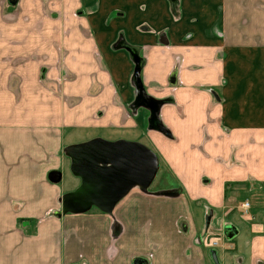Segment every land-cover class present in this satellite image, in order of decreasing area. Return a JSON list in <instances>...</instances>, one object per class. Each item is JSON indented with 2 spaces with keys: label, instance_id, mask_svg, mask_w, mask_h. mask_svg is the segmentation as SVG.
Returning a JSON list of instances; mask_svg holds the SVG:
<instances>
[{
  "label": "crops",
  "instance_id": "obj_1",
  "mask_svg": "<svg viewBox=\"0 0 264 264\" xmlns=\"http://www.w3.org/2000/svg\"><path fill=\"white\" fill-rule=\"evenodd\" d=\"M7 3L0 264H213L216 228L220 264H264V0ZM123 45L138 50L142 86L162 101L170 137L133 107ZM94 138L146 140L163 167L159 185L133 189L111 214L59 216L61 196L80 183L57 185L70 168L64 149Z\"/></svg>",
  "mask_w": 264,
  "mask_h": 264
},
{
  "label": "water",
  "instance_id": "obj_2",
  "mask_svg": "<svg viewBox=\"0 0 264 264\" xmlns=\"http://www.w3.org/2000/svg\"><path fill=\"white\" fill-rule=\"evenodd\" d=\"M15 4L16 0H9ZM134 63L132 83L135 88L134 108H144L149 112L148 128L170 137L169 131L158 119L162 101L146 95L140 79L141 63L137 53L130 54ZM64 155L70 160V172L80 181L73 191L60 198L59 216L83 214L96 208L104 214H111L132 188L146 192L158 173L156 155L140 143L117 140L107 141L94 138L89 141L68 145ZM51 183L60 181V174H48ZM214 264H219L215 256Z\"/></svg>",
  "mask_w": 264,
  "mask_h": 264
},
{
  "label": "rangeland",
  "instance_id": "obj_3",
  "mask_svg": "<svg viewBox=\"0 0 264 264\" xmlns=\"http://www.w3.org/2000/svg\"><path fill=\"white\" fill-rule=\"evenodd\" d=\"M8 5L9 6H13L14 4H11V5L8 4ZM126 140L129 141V139H126ZM130 141H133V142H137V143L142 144L147 149H149L151 152H153L156 155L157 159L159 158L158 155H157V153H156V151H154V149L152 148V146L146 140L140 139V138H135V139H130ZM159 170H160V172L162 174L163 173V167L159 168ZM160 172H158L159 173V176H161L160 175ZM159 176L157 174V176H155V178L152 180L151 184L148 187V189H150V191L152 190V187L153 186L156 187L157 185H159L158 183L155 184L157 177L160 178ZM161 179H162V177H161ZM77 183H78V178L75 177V176H73L71 174L70 170H68V172L66 171V172L63 173L62 180L57 185L60 188H65V190H71V189H73L76 186ZM167 184H169V183H167ZM133 189H135V188H132L129 192H131ZM170 191H172V190H170ZM67 192L68 191H66L65 193H67ZM248 196H249V194L246 193V191H245V189L243 187H242V189L236 191V197L241 202H245L244 200L247 199ZM92 209H94V208H92ZM215 220H216V217H215L214 221ZM214 221L212 223H210V221L208 219L205 220V224L207 225V228H209V227L212 228L215 225L214 224ZM210 228H209V230H210ZM206 232H207L206 230H203V233H204L203 237L204 238L206 237ZM212 234H213V236L210 237V242L213 239V241L216 242V245L215 246H211L210 245V249H209L210 259H212V257L215 256L217 258V260H218V263L220 264L219 259H218V255H217L218 252L222 249V247H221L222 246L221 245L222 244V242H221L222 239H221V237L218 236V235L221 234L220 228L214 229L212 231ZM231 256L232 257H236L235 253H233V252H231ZM213 264H214V262H213Z\"/></svg>",
  "mask_w": 264,
  "mask_h": 264
},
{
  "label": "trees",
  "instance_id": "obj_4",
  "mask_svg": "<svg viewBox=\"0 0 264 264\" xmlns=\"http://www.w3.org/2000/svg\"><path fill=\"white\" fill-rule=\"evenodd\" d=\"M123 48L129 53V55L131 54V53H137L138 54V50L137 49H135V48H133V47H130V46H127V45H123ZM139 59H140V63H141V66H142V59L139 57ZM228 186V184L227 185H225V198H226V196H227V191H226V187ZM244 187L247 189L248 188V186L247 185H244Z\"/></svg>",
  "mask_w": 264,
  "mask_h": 264
},
{
  "label": "built area",
  "instance_id": "obj_5",
  "mask_svg": "<svg viewBox=\"0 0 264 264\" xmlns=\"http://www.w3.org/2000/svg\"><path fill=\"white\" fill-rule=\"evenodd\" d=\"M247 207H248V204H247V203H244V204H243V208L246 210Z\"/></svg>",
  "mask_w": 264,
  "mask_h": 264
},
{
  "label": "flooded vegetation",
  "instance_id": "obj_6",
  "mask_svg": "<svg viewBox=\"0 0 264 264\" xmlns=\"http://www.w3.org/2000/svg\"><path fill=\"white\" fill-rule=\"evenodd\" d=\"M139 55V54H138ZM140 57V56H139ZM142 67V66H141ZM159 101H161V100H159Z\"/></svg>",
  "mask_w": 264,
  "mask_h": 264
}]
</instances>
